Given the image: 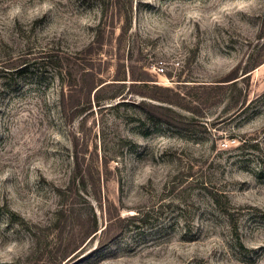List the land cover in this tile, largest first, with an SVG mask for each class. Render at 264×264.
<instances>
[{"label": "rangeland", "instance_id": "rangeland-1", "mask_svg": "<svg viewBox=\"0 0 264 264\" xmlns=\"http://www.w3.org/2000/svg\"><path fill=\"white\" fill-rule=\"evenodd\" d=\"M131 3L0 0V264H264V0Z\"/></svg>", "mask_w": 264, "mask_h": 264}, {"label": "trees", "instance_id": "trees-1", "mask_svg": "<svg viewBox=\"0 0 264 264\" xmlns=\"http://www.w3.org/2000/svg\"><path fill=\"white\" fill-rule=\"evenodd\" d=\"M114 6L116 7V9H119L120 11L123 10V14L125 15L124 16L125 17V21L127 23V26H129L131 24V22H132V15L131 14H132V10H133V4L131 3V0H128V2H127V0H114ZM260 64L261 63H258V64H255L253 67H251L250 70L247 71V74L251 73ZM82 76H83V78H86V77H91L92 75L89 72H83ZM103 87L104 86L98 88L97 86H94V88H93V84L92 85H88V87H87L88 90H87L86 94L82 93V96H81L82 99L85 100L84 104H87V105L91 106V96H92L93 90L94 91L96 90L95 91V100L99 102L101 100L100 92L103 91L102 90ZM112 98H116V96H114ZM78 105H80V103ZM64 108H65V102L63 103V109ZM167 111H169V110H167ZM165 121L168 122V123H171V122H169V120H165ZM75 179L73 180V185L76 182ZM75 185H79V183H76ZM212 199L217 204L220 202V200L216 196V194L215 195L212 194ZM223 211H224V214H226V215H228L230 217L231 214H230L228 209H224ZM9 213H11L12 216H17L16 213L11 211V210H9ZM117 217L114 218L116 220L113 222V223L118 225V227L116 229V233L117 234L114 235L113 237H111L108 241H113V239L116 238L123 229H125V230L127 229L128 230L130 228V226H132V224L135 225L134 226L135 228L138 227L139 223L144 222V220L146 219L145 216L141 215V214L133 215V216H130L129 218L128 217L127 218H121V217L117 218ZM93 218H94L93 219L94 220V224H93V230L91 231V233L94 235L95 233L98 232V222L96 220V214L94 213V211H93ZM241 247H243V246L241 245ZM71 259H69L67 262H69Z\"/></svg>", "mask_w": 264, "mask_h": 264}, {"label": "built area", "instance_id": "built-area-1", "mask_svg": "<svg viewBox=\"0 0 264 264\" xmlns=\"http://www.w3.org/2000/svg\"><path fill=\"white\" fill-rule=\"evenodd\" d=\"M153 68L156 70V72L158 73H163L165 71V68H164V64L163 63H159V64H155L153 66Z\"/></svg>", "mask_w": 264, "mask_h": 264}]
</instances>
